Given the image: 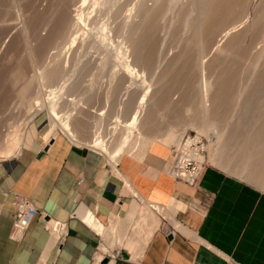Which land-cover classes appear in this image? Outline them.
I'll list each match as a JSON object with an SVG mask.
<instances>
[{
	"label": "bare ground",
	"instance_id": "bare-ground-1",
	"mask_svg": "<svg viewBox=\"0 0 264 264\" xmlns=\"http://www.w3.org/2000/svg\"><path fill=\"white\" fill-rule=\"evenodd\" d=\"M8 1H6L7 5H9L11 2ZM0 2L2 1L0 0ZM26 2H27L26 6L24 5L25 9L22 8L23 10H25L24 21H21L23 23L19 22L23 25H21V27L18 26L20 27V30L13 23V26H15L16 29L20 31V32L16 31L17 33L14 31L16 35L18 33L24 35V36L19 35V38L20 37H22V39L24 38L22 41H24L25 44L22 45L21 43V45L23 46V51L18 47L21 46L19 44L21 41L14 42L15 39L12 40V37L14 38V36L17 37L18 35L17 36L13 35L14 34L13 33L12 34L13 36L11 37L12 41H10V43L14 42L15 44L17 43L19 44V45L17 44L18 45L17 47L19 48L17 50H21L19 51V54H21V52L22 54L19 55L18 52L16 53L17 56L19 55L21 59L24 55L23 59L26 60L25 59L26 55L23 53L24 50L25 53L27 52L26 54L28 56L27 58L28 61L26 60L27 63L24 62L26 65L23 64V62H21L23 61V59L21 60L19 56L17 58L20 59L18 61L22 63V66L28 65L26 69L30 67L31 73L29 72L30 70L29 71L26 70L24 66L18 67L20 64L19 62L16 63L17 65H15V63H13V65H11L10 63L9 65H7L8 57H6V59H2V57H4L5 55L3 53H2L3 56L0 59L2 60L0 62H3V60H5L6 62L5 64L3 62L4 65L3 64L1 65L5 67L6 65L10 67L12 66L13 69L15 65L18 68V70L17 68H15L16 71L13 72L15 77L14 76L13 77L17 80L16 76H18V80H21L20 82H22L21 87L18 86L21 83H18V85L16 84V86L20 87L19 91L18 89L16 90V93L18 91V97L24 105L25 113L23 115L24 116L23 120L22 121L19 120L21 121L20 124L19 123L18 125L16 124L18 119L17 121L14 120L16 121V123L14 124H13L14 121L12 122L11 121L12 119L11 120L9 119V116L13 112H15L13 111L10 113L7 119L5 118V122H7L6 120H8V122L10 120L9 123L4 124L5 126L6 124L8 125L6 127H3L4 125L0 126L1 128L2 127L4 129L6 128L5 130L3 129L4 131L0 129L1 130L0 131V161L13 158L20 154L23 134L25 130V129L23 130L21 129L22 125L23 126L28 125L38 115L39 112H41L42 110H47L52 120V124L50 126L49 132H47L45 139L49 140L50 137L53 138V136L57 135V128H60L62 132L65 133L73 143L75 142L78 145H84L86 147L93 148L98 152H101L103 155L107 157V159L113 166H116L118 160L125 154H129L137 157H143L147 152V150L149 149L150 145L154 142V140L157 139H159L161 142L167 145H176L174 147V151L176 155V148L179 146L182 138L187 134V133L183 134V132H179L178 127L191 126L196 131L197 134L205 137L209 141L208 161L211 160L215 161V163L220 165L222 168L224 167L230 172H232L234 168L235 170L233 172L236 175L239 176L245 175L250 183L256 184V186H260L264 188V72H263L264 70L263 71L259 70V68H261V70L264 69L262 68L263 66L261 64V62H263L264 65V0H38V2H36L35 0L34 1L27 0ZM2 3L0 6H2L3 8L4 6L2 5ZM11 4H12V8L10 7V9H13L14 8L13 3ZM35 4H37L38 6L37 5L35 6ZM2 10L5 9L3 8ZM2 10L0 9V11ZM7 10L9 9L7 8L6 11ZM13 10L15 13L12 15L11 14L12 12L10 11ZM13 10L7 12L5 11V13H7L8 15L9 14L8 12H10L12 18L15 17L14 15H16V17L17 15H19V17L21 16L20 15L21 13L18 14L16 13L18 11H15L20 9L15 8ZM88 10L89 11L91 10L92 12L90 13ZM20 12H22V10ZM87 12L88 14H86ZM175 12H178L179 16L177 15V13L173 15V13ZM0 13L4 14L3 16L0 14L2 17L6 16L5 13L3 12ZM93 13L94 14L96 13L95 14L96 16L98 14L102 18L105 16L106 17L105 19H107L103 25L104 32L101 38L94 33L93 29L95 27L92 26L93 28L92 27L89 28L91 26L90 25L91 22L89 23L90 15ZM94 14L91 16L94 17L95 16ZM171 14L174 17L178 16L177 18L179 17L180 18L177 19L176 21L173 19L174 17H172ZM100 17L94 19L97 20ZM5 19L7 21V17ZM5 19L3 21H5ZM22 19L23 18L19 20ZM169 19L171 22L169 21ZM164 20H166L168 24H166V22L163 23ZM14 21L12 19V22ZM179 21L182 24L179 23ZM169 22L172 24L169 25ZM173 22H175V24L176 22L177 24L178 23L180 24L179 26L180 28L178 29H182L183 34L185 36L181 34L182 33L181 30H178L177 27L174 29V31L173 29H170V28H174V26H172L174 24ZM5 23H9V22H5ZM5 23L2 22L1 24H5ZM164 24L170 27L168 28L170 32L172 30L173 39H174V33L176 34L175 31L181 32V33H177L176 37L178 38L180 36L179 44L182 41V44L180 46L184 45L183 48L182 47L177 48V46H175L177 50L181 48L179 52H177L175 49H171V51L175 50L174 51L175 53L171 52V55L177 53L178 57L177 55L176 57L179 58L180 57L179 53H181V56L183 55L182 53L184 51L183 52L181 51L184 50V47L189 48L191 53L192 50H194L193 52L196 53V54L193 53L194 57H196L195 64L198 63V68H199L198 69L197 66L194 65V67H196V70H198V73L196 72L197 73L196 80H198V84L196 85L195 88H193L194 84L193 85L189 84L190 80L189 82H187L188 78H186L187 80L185 79L184 82L185 87L188 83L189 85H192V88L188 85L190 87L188 89L189 91L188 92L184 91L186 93V94L184 93V96L185 95L186 96L185 97L183 96L184 97L183 109L181 108L182 110L178 111L180 107L178 108L176 107L178 110L173 108V112H174L173 114L175 115L176 113L175 116H177L176 117L177 125H171L170 128H168L167 131L161 137L152 135L151 133H142L140 129V124L144 118L143 116H146L145 114L148 113L146 104L148 102L147 101L149 97L148 94H150L149 91L151 90L152 92V87L148 86L147 89H145L146 91H144V93L141 92V95L139 96L138 100H136L137 101L136 105L134 106L133 111H131L130 116H128L129 118L122 119L118 116L113 117L110 121L111 123L110 124L108 123L109 124L108 130L106 128L107 132L105 129H103V131L105 130L103 132L102 130H100V126L102 124V120L104 121V119L98 117V120L96 119L95 121L96 124L94 123L95 124L94 126L96 128L95 127L93 128L91 134L92 136L90 135V139L78 138V135H76V133L73 131L72 115L77 113V109H79L80 106L83 108H87V106L81 104L80 98H78L79 100H76L75 97L74 98L70 97L73 95H71L72 93L70 94L71 90L69 91L68 90L69 88L67 87L68 83L75 75L74 70L77 68V66H80V64H82L81 66H83V64L84 66H86V64L88 65L90 63H93L95 60H97V59L94 60L93 57L94 54L92 55L91 53H93L94 51L99 52L98 50H100L103 47V40L107 38L108 35H112L113 37H118L119 39H122L121 36L124 37L123 40H125L126 43L129 42L128 44L130 46L132 45V48H134L133 50L136 53L134 54L136 58V62L139 63L143 62L144 64L146 63L150 65V67L152 68L151 64L153 63L155 56L158 53H159L158 56L160 55V52L157 51L158 52L157 53L155 50L158 49L159 46H161L159 39L162 38V36L164 37V30L162 29V27L163 28L165 27L163 26ZM93 25H94V21H93ZM5 28H2L0 31L4 33L2 30ZM8 28H10V26ZM21 28L23 33H21ZM125 28H128V30L125 31ZM9 31L10 30H8V34L11 32ZM124 31L128 34L124 35L125 34L124 33L122 35V32ZM159 31L160 32L162 31L163 33L160 34V36L162 35L161 37L158 35L160 33ZM168 32L169 31L167 30V34H169ZM184 32L187 33V35ZM6 33L5 35H7ZM3 36H0L2 38L1 41L2 40L6 41L5 39H3ZM167 36L170 37V35H166V37ZM158 37L160 38L158 39ZM166 37L165 40L163 38L161 40V41L164 40L165 44L169 40L167 37V41H166ZM177 38H175V44L177 43L176 42ZM173 39L172 41H174ZM17 40L19 39L17 38ZM172 41L168 45H175L173 44L174 42L172 43ZM162 43L163 42H161V44ZM7 44L9 47L15 46V48H17L15 44H13L14 46L9 45V41L7 42ZM168 45L166 44L164 47ZM0 46H2V44ZM5 46L7 48V45ZM24 46H26L25 47L26 49H24ZM162 47L163 46H161V48ZM15 48L14 49L11 48V50L14 51ZM169 48H172V46ZM7 50H9V48H7ZM11 50H9V52H13ZM145 50H147L148 53ZM144 51L147 53V56L145 55L146 53ZM188 51L189 50L187 49L186 53ZM9 52L7 51L5 53L9 55L11 54ZM97 52L95 56H97L98 54ZM99 53L101 54V52ZM14 54L12 53L11 56ZM161 54L164 55L163 50H161ZM168 54L166 55L168 56ZM188 54L190 53L188 52ZM13 57L16 58V55H14ZM161 57L162 56L158 57L157 62L153 64L154 65L158 64V61L161 60L159 58ZM182 57L186 58V55L184 54ZM210 57L211 59H209ZM101 58L100 61L103 60V64H104V59L103 57ZM185 58L182 59L181 61L183 62V60L186 61V59H188ZM174 59L172 60L173 62L177 61L175 57ZM190 59H192V57ZM162 61L167 62V57L166 60L165 57H162ZM96 63L98 62L96 61L94 62V64H90V66L98 65ZM174 63H176L177 65V62ZM183 63H181L180 65H182ZM163 64H161V66ZM185 64H184V68L185 66L187 67L188 65L187 62H185ZM1 65H0V72H2L1 71L2 69L3 70L6 69L5 67L1 69ZM141 65L143 64L141 63ZM158 65H160V62ZM244 66L245 69L247 68V70H248V66L251 67L249 69V72H251L252 71L251 69H253L252 75H250L251 77L250 82L253 78V81L255 80L256 84L254 85V82H251V85H254V87H252V90L254 92L250 91V93L253 92L251 93V95H248L250 94L249 92L247 94L248 88L244 93L243 86L245 85L242 86L243 92L241 93L239 92L237 94L235 93L237 88L235 91L233 90V87L229 88L231 83H233L232 80H235L236 77L239 78L238 72H240L241 69L244 68ZM209 67L210 68L215 67L218 70H220V71L217 70L218 74L213 73L214 71H216V69L214 68L212 72L213 74L211 73L212 75L214 74L215 76L217 75L216 78L211 77L212 76L211 74H210L211 76L208 75L209 72L212 70L211 68V70L208 71L207 68L209 69ZM184 68L182 67L181 69L183 70ZM124 69L130 73V78L132 80L133 78H138V79L143 78L145 75V74L143 75L142 71L141 72L136 71L135 67H133L131 64H128ZM158 69H161V67L160 68L158 67ZM185 69H187V73H189L188 67ZM245 69L242 70L244 72L246 71V75L244 74L246 77L244 75L243 76L247 78L248 77L247 70ZM25 70L28 71L30 75H27L26 74L27 72H25ZM6 71H8V69H6ZM176 71L179 72V74L178 73L177 74L180 76V73H182V71L181 72L179 70ZM185 71L186 70H183L184 74L186 73ZM165 72L167 74L164 73L166 75L163 74L164 76L160 77L159 79L162 78V80L164 81L163 78L165 76L167 77L170 73L169 71H168L169 73L167 71ZM249 72L248 74H251ZM3 73L6 74V72ZM3 73H0L1 78L4 77ZM172 73L174 74V75L172 74L173 77L177 76L176 72L173 71ZM242 73H240L239 75L242 76ZM188 75L189 76L192 75L193 77L195 74L194 75L187 74V76ZM195 77L196 76H194V79ZM229 77L235 79L232 78H231L232 80L228 79ZM5 78L4 81H8L7 79L8 77L6 79ZM14 78L12 79L10 78V80L11 82L16 83L15 82L16 80H14ZM176 78L177 79L175 80V85L177 83H180L183 77L178 78L177 76ZM223 79L232 82H230V84L229 83L227 84L226 82L224 83ZM177 80L179 82L176 83ZM0 82L3 84L2 80ZM146 82L145 84H147ZM194 82L197 83V81L195 80ZM246 82H249V79ZM127 86L128 89L131 87L129 85ZM226 86L227 87L229 86L228 87L229 89ZM250 86L249 85L245 86V88ZM34 87L36 88V92ZM187 88H185L186 91ZM170 89L168 92L171 91ZM83 90L82 92H84ZM163 90L164 88L161 91L163 92ZM157 92L158 94L160 93L159 91ZM245 94L247 96H245ZM80 95L81 94H79V96ZM82 95H84V93H82ZM165 97L166 96L163 95V98ZM60 98H63V100L67 98L68 102H71L74 105V107L70 110H65V108H63V106H61L60 104V102L63 101ZM72 104L71 106H73ZM232 104L234 106V109H231L233 110L231 114L230 113L231 110L229 109V107ZM7 106L8 107L10 106V108H8ZM7 106L5 109H2L3 107L0 108L2 110L0 112V115H2L4 113L3 110H6L7 108L9 110H11V108H15V106L13 105L14 106L13 107L11 106V104ZM168 108H172V107L169 106ZM7 111L5 112L7 113ZM152 111L155 112L154 110ZM105 112H106L105 110L98 111V116H102L103 114H105ZM6 113L0 116L2 117V120L4 118V115L7 116L9 111L7 114ZM227 113L228 115L229 113L231 114L230 115L231 120L236 114L238 116L235 124L234 125L232 124V128L229 125L231 123V122L229 123L228 120L229 118L226 120V118L224 117L227 115ZM152 114L153 113H151V115ZM15 115H12V118H15ZM185 117H187L186 120H184ZM2 120H0V122H2ZM105 124L106 123H104V125ZM80 125L81 124L79 123V126ZM82 125L80 127L78 126L80 130L84 129V128L81 129ZM228 129L230 130L233 129L230 136L226 135ZM228 137L230 140V141L228 140V143L230 142L238 143L237 149L241 153V157L239 158L242 159H239L240 161H238L237 159L238 162L236 161L237 163L236 165H234V163L231 162L232 160L234 161L236 160L237 157L236 155H234L236 156L234 157L235 159L232 158V160L229 161L230 157L226 156V154L225 155L223 154L224 153L223 150L226 147L224 145L225 144L228 145V143H225V139ZM222 148L223 150H221ZM230 148H233V146ZM219 149L221 150V152H223L222 154H220L221 152ZM220 155H222L221 156L222 158L223 155L226 156L227 159L221 160L222 158L220 157ZM130 191L131 189L129 188V186L125 188V193H129ZM154 208L159 212H163L165 215L166 212L168 213L169 211L167 207L154 205ZM135 211L137 214L138 213L141 214V222L136 223V227L134 228V230L136 233L140 234L142 238V243L145 245L148 239L150 238V236L152 235L153 231L160 225L161 221L157 215H155L153 212H151L148 208L144 206H138L136 204ZM91 213L92 212L90 211H86V210L83 211L81 209L79 211V217L90 228L94 229L99 235H101L107 241L108 245L101 246V250L105 253L109 251V247L113 246V244H115L116 241L121 242L125 237H127V234L129 232H133L132 230L135 225L134 224L135 220L133 216L134 213H132L129 216V218L125 221H122L120 219H117L116 221H112L109 226H105L103 223L98 221L95 215L93 216V214ZM174 224L177 227H180L178 223L175 222ZM49 226H51L50 229L53 235L55 237H58L60 231L58 228L54 226V222H51ZM102 258H103L102 255H99L94 264H100V262H102L101 261ZM114 263H115L114 260H112L109 264H114Z\"/></svg>",
	"mask_w": 264,
	"mask_h": 264
},
{
	"label": "crops",
	"instance_id": "crops-1",
	"mask_svg": "<svg viewBox=\"0 0 264 264\" xmlns=\"http://www.w3.org/2000/svg\"><path fill=\"white\" fill-rule=\"evenodd\" d=\"M49 130V117L36 116L20 154L0 161V264H94L110 251L118 252L114 264H264V191L215 166L196 187L178 182L168 173L172 149L158 140L143 157L125 154L113 166L62 131L45 139ZM14 194L43 213L33 215L18 239ZM136 204L161 221L145 245L134 230L141 222ZM81 209L105 226L134 213L133 232L105 253L107 241L83 223ZM48 220L66 224L62 241L46 230Z\"/></svg>",
	"mask_w": 264,
	"mask_h": 264
},
{
	"label": "rangeland",
	"instance_id": "rangeland-1",
	"mask_svg": "<svg viewBox=\"0 0 264 264\" xmlns=\"http://www.w3.org/2000/svg\"><path fill=\"white\" fill-rule=\"evenodd\" d=\"M2 2H0V5H1V3H2V5L4 6L3 8L5 9V10H2L3 8H2V6H0L1 8V10L2 11H0V12H3V13H5V11H6V9L8 8L9 10H7V11H10V10H13V9H20V10H15V11H18V12H16V13H18V14H20L21 16L19 17V15H17V17H18V19H17V17H16V15H14L13 17L14 18H12L11 16L15 13L14 12V10L13 11H10V12H12L11 14H10V12H8L9 14L7 15V13H5L6 14V16L5 17H2L4 14H1L0 15V20H2V21H0L1 23L3 22V23H5V22H9V23H5V24H1L0 23V25H1V28H0V30L2 29V28H5V27H7V24H8V27L10 26V28H5V29H3L2 31L4 32V33H2L1 31H0V36H3V39H5L6 41H1V37H0V45L2 44V46H0V48L1 49H3L4 47V49L3 50H1L0 49V59H1V57L3 56L2 55V53L3 54H5L4 55V57H2V59H6V57H8V64L7 65H9V63L11 64V65H13V63H15V65H17L16 63L17 62H19L18 60H20L21 58H20V56L19 55H21L22 54V52H21V54H19V51H23V44H25L24 43V41H22L23 39H22V37H20L21 38V40H20V38H19V35L20 36H24L23 34L21 35V34H17L16 35V33L17 32H20V31H18V29H16V27H18V26H20L21 27V25H23V24H21V23H23V22H21V21H24V13H25V10H23V9H25V6H26V4H27V0H9V1H11L10 2V4L9 5H7V3H6V1H8V0H1ZM8 1V2H9ZM34 1V0H33ZM36 2H38V0H35ZM36 2H34V3H36ZM11 3H13V9H10V7L12 8V4ZM7 5V7H6V5ZM25 5V6H24ZM37 4H35V6H36ZM24 6V7H23ZM38 6V5H37ZM23 8V9H22ZM37 8V7H36ZM22 10V12H20ZM6 11V12H7ZM24 11V12H23ZM89 11V10H88ZM35 12H36V9H35ZM90 13L92 12L91 10L89 11ZM177 13V15L179 16V14H178V12H175V13H173V15L174 14H176ZM86 14H88V12L86 13ZM94 14V13H93ZM93 14H91V15H93ZM96 14V13H95ZM94 14V15H95ZM10 15V16H9ZM90 15V21H89V23H90V27L89 28H91L92 26L93 27H95L94 29H93V31H94V33L98 36V37H102L103 36V25H104V23L106 22V20L107 19H105L106 17L104 16L103 18L102 17H100L98 14H97V16L95 15L94 17H92ZM172 15V14H171ZM172 15V17H174ZM169 16V15H168ZM178 16H175L176 17V19H175V17L173 18L174 20H176L177 21V19H179V18H177ZM7 17V21H6V18ZM11 19H10V18ZM98 17H100L99 19H97V20H95L96 18H98ZM170 17V16H169ZM21 18H23L22 20H19V19H21ZM95 18V19H94ZM168 18V17H167ZM5 19V21H3ZM12 19H13V21L14 20H19V21H14V22H12ZM94 19V20H93ZM103 19V20H102ZM172 19V18H171ZM11 22H10V21ZM102 20V21H101ZM93 21H94V25H93ZM104 21V22H103ZM167 21H168V19H167ZM169 21H170V19H169ZM173 21V20H172ZM16 22V23H15ZM19 22H21V23H19ZM166 22V20H164L163 21V23H165ZM171 22V21H170ZM169 22V25L170 24H172V23H170ZM12 23V24H11ZM13 23H14V25L16 26H13ZM20 25H19V24ZM103 23V24H102ZM174 24H175V22H173ZM179 23H181L180 21H179ZM178 23V24H179ZM9 24H11V25H9ZM18 24V25H17ZM166 24H168L167 22H166ZM172 25V26H174V28H170L169 26H167V25H163V26H165L164 28L162 27V26H160V27H162V29L164 30V37L162 36V38L165 40V37H166V35H170V37H171V39H170V37L169 36H167L168 37V41H167V37H166V44L168 45V44H170L171 43V41H172V39H173V32H172V30H171V32H170V30L168 29V28H170V29H173V31H174V29L177 27V29L178 28H180L179 26H180V24L178 25L177 24V22H176V26L175 25ZM182 24V23H181ZM3 25V26H2ZM178 25V26H177ZM5 26V27H4ZM171 26V27H172ZM182 26V25H181ZM20 27H18L19 28V30H20ZM92 27V28H93ZM97 27V28H96ZM11 28H12V30H13V32H12V30H11ZM10 30L9 32V34H11V35H9L8 34V30ZM169 31L168 33L169 34H167V30ZM176 29V30H177ZM4 30H7V31H4ZM126 30H128V28H125V31ZM159 30H160V28H159ZM165 30H166V32H165ZM178 30H181V32H179V31H175L176 32V34L174 33V41H172V43L173 44H175V38H177L176 36H177V33H181L182 35H184L183 34V31H182V29H178ZM16 33H15V32ZM122 32V35L124 34V35H126V34H128V33H126V32ZM7 32V33H6ZM160 32V31H159ZM158 32V33H159ZM5 33L7 34V35H5ZM14 33V34H13ZM21 33H23V31H22V28H21ZM166 33V34H165ZM171 33V34H170ZM185 33V32H184ZM3 34V35H2ZM16 35L17 37H15L14 36V38L12 37L13 35ZM160 34H163L162 33V31L158 34L159 36H160ZM186 35H187V33H185ZM8 35H9V37H8ZM157 35V36H158ZM160 36V37H161ZM178 36H179V34H178ZM185 36V35H184ZM6 37V38H5ZM8 37V38H7ZM11 37H12V40H14V42L15 41H21L19 44L21 45V43H22V47L21 46H18L17 44H15L14 42L13 43H10V41H12L11 40ZM160 37H158V39L160 38ZM180 37V36H179ZM179 37L177 38V43H178V45H177V43L175 44V45H168V46H166V47H164L166 44L164 43L165 41L163 40V41H161L162 40V38H160L159 39V42H160V45L161 46H163L162 48H161V46H159L158 47V49H156L155 51L157 52H160V55L158 56V54L155 56V59H154V61H153V63H155V62H157V58L158 57H160V56H162V57H165V60H166V57H167V62H164V61H162V57L161 58H159V59H161V60H159L158 61V64H159V62H160V65H158V64H151V66H152V68L150 67V65H148V64H144L143 62H141L143 65H141V63H139V62H136V58H135V55L134 54H136L135 53V51L133 50L134 48H132V45L130 46L128 43H126V41L125 40H123V38L124 37H122L121 36V38L122 39H119L118 37H113L112 35H108V37L107 38H105L104 40H103V47L100 49V50H98L99 52H101V54L99 53V52H97V51H94L93 53H91L92 55L94 54V60L95 59H97V60H95L94 62H98V63H96V64H98V65H93V66H90V64H94V62L93 63H90V64H86V66H88V67H86V66H84V64H83V66H81L82 64H80V66H77V68L74 70V76H73V80L71 79V81L68 83V90L70 91L71 90V92H70V94L71 95H73V96H70V97H75V99L76 100H79L78 98H80L81 100V104H83V105H85V106H87V108H83V107H79V109H77V113H75V114H73L72 116V127H73V131L76 133V135H78V138H80V139H90V135L92 134V130H93V128L95 127L94 125L96 124V119L98 120V117L100 118L101 117V119L103 118L104 119V121L102 120V124H103V126H102V124H101V126H100V130H102L103 131V129H105L106 130V128H107V130H108V125L111 123L110 121H111V119L113 118V117H116V116H118V117H120V118H122V119H126V118H129L128 116H130V113H131V111H133V108H134V106L136 105V100H138V98H139V96L141 95V92L142 93H144V91H146L145 89H147V87L148 86H151L152 87V92H151V90L149 91V93L150 94H148V102H147V114H145L146 116H143L144 118H143V120L141 121V124H140V129H141V131H142V133H151L152 135H156V136H158V137H161L166 131H167V129L168 128H170V126L171 125H177V120H176V117L177 116H175L176 115V113H175V115L173 114L174 112H173V108H175L176 110H178L177 108L178 107H180V109L178 110V111H180V110H182L183 109V107H184V97L186 96H184V93L185 92H188L189 90V88L191 87L192 88V85L194 84V87L193 88H195L196 87V85L198 84V80H196L197 79V73H198V70H196V67H194V65L195 66H197V68H198V63L197 64H195V60H196V57H194V54H196V53H194L193 51L194 50H192V53H191V51H190V49L189 48H186V47H184V50H182L181 52H183L182 54L184 55H186V58H188V59H190L191 57H192V59H190V60H188V59H186L185 57H182L181 56V53H179L180 55V57L179 58H177L178 57V55H177V53L176 54H173V53H175L174 51L176 50L177 52H179L180 50H181V48L179 49V50H177V48H179V47H182L183 48V46L184 45H182V46H180L181 44H182V41H181V43L179 44V41H180V39H179ZM182 37V36H181ZM17 38L19 39V40H17ZM157 38V37H156ZM7 39H8V41H9V45H13V44H15L16 45V47L18 46L21 50H17V49H19L18 47L17 48H15V46L14 47H9L8 46V44H7ZM3 42V43H2ZM161 42H163L162 44H161ZM6 43V44H5ZM3 44H5V45H7V48H9V50H11V48H15V52L13 51V50H11V51H13V52H9V50H7V48H6V46L5 45H3ZM165 44V45H164ZM129 45V46H128ZM4 46V47H3ZM172 46V48H169V47H171ZM175 46H177V48L175 47ZM3 47V48H2ZM26 46H24V49H26L25 48ZM168 47V48H167ZM132 48V49H131ZM159 48H160V50H159ZM164 48V49H163ZM167 49V50H166ZM168 49H169V51H168ZM171 49H175V50H172L171 51ZM187 49L189 50L188 52L191 54H188V52L186 53V51H187ZM9 52V53H16V52H18V56H19V58L20 59H18L17 57V53L16 54H14V55H16V58H17V60H16V58L15 57H13L14 55H12L11 56V54H9V55H7V53H5V52H7V51ZM161 50H163V54L164 55H162L161 54ZM166 50V51H165ZM2 51V52H1ZM5 51V52H4ZM145 51H147V50H145ZM144 51V52H145ZM96 52L98 53L97 54V56H95V54H96ZM171 52H173L172 54L174 55V57L177 59V61H174V62H177V65H176V63H174L172 60L174 59V57H173V55H171ZM27 53V52H26ZM25 53V50H24V53L23 54H25L26 55V57H25V59L27 60V58H28V56H27V54ZM146 53V52H145ZM147 53H148V51H147ZM147 53L145 54L146 56H147ZM169 53V54H168ZM194 53V54H193ZM100 54V55H99ZM166 54H168V56L166 55ZM187 54H188V57H187ZM193 54V55H192ZM103 55V56H102ZM144 55V56H145ZM176 55H177V57H176ZM10 56V57H9ZM98 56H99V59H98ZM103 57V59H104V64H103V60H101L100 61V58L101 57ZM214 56V55H213ZM97 57V58H96ZM181 57H182V59H186V61H184L183 60V62L181 61L182 59H181ZM190 57V58H189ZM24 58V55H23V57H22V59ZM15 59V60H14ZM21 59V60H22ZM102 59V58H101ZM179 59H180V61H181V63H183L182 65H180L181 63H180V61H179ZM209 59H211V57L209 58ZM26 60H24L23 59V61H21V62H23V64H25L24 62H26L27 63V61ZM99 60V61H98ZM105 60H106V62H105ZM175 60V59H174ZM0 61H2V60H0ZM16 61V62H15ZM179 61V62H178ZM210 61V60H209ZM3 62H4V64L6 63L5 62V60H3ZM3 62H0V65L1 64H3ZM12 62V63H11ZM21 62H19L20 64H19V66L18 67H20V66H22V63ZM100 62V63H99ZM102 62V63H101ZM136 62V63H135ZM162 62V63H161ZM185 62H187V67H188V70H189V73H187V69H185V68H187L186 66H185V68H184V64H185ZM189 62V63H188ZM194 62V63H193ZM164 63V64H163ZM193 65H192V64ZM3 64V65H4ZM101 64V65H100ZM128 64H131L133 67H135V69H136V71H142V73H143V75H144V77L146 78V80H147V82H146V80H145V78L143 77V78H133V80L130 78V73L128 72V71H126L124 68L128 65ZM161 64H163L162 66H161ZM179 64V65H178ZM261 64H262V68H264V65H263V62H261ZM260 64V65H261ZM3 65H1V69L2 68H4L5 66H3ZM6 65V69H8V71H6V69H2L1 71L2 72H0V73H3V72H6V74H7V76H6V74L5 73H3L4 74V77L3 78H1V76H0V81L2 80V82H3V84L0 82V108H2V109H5L6 108V106L7 105H9V104H11V106H15V108H11V110H9L8 108H10V106L6 109V110H3L4 111V113L3 114H5L6 112L5 111H9V113H8V111H7V116L6 115H4V118H3V120H2V117H0V120H2V122H3V124H2V122H0V126H3L5 123H9L10 122V120L13 122L14 120H16L17 121V119H18V121H17V123H16V121H14L13 122V124L14 123H16L17 125H18V123L20 124L21 123V121L23 120V118H24V113H25V108H24V105H23V103L20 101V99H19V97H18V91H19V88L21 87V85H22V82H20L21 80H18V76H16V78H17V80L14 78L15 77V75H14V71H16V69L15 68H17L15 65H14V69L12 68V66L10 67V66H7ZM26 65V64H25ZM145 65H147V66H145ZM157 65V66H156ZM186 65V64H185ZM24 66V65H23ZM22 66V67H23ZM28 66V65H27ZM27 66H24V68L26 69V67ZM149 66V67H148ZM153 66H155V67H153ZM182 66L184 69L183 70H186L185 72L187 73V74H195L194 76H196L195 77V79H194V76L192 77V75H188L189 77H191V78H189L188 76H187V74L185 73L184 74V72H183V70L180 68V67ZM190 66V67H189ZM207 66H208V63H207ZM246 66V65H245ZM245 66H244V68H242V69H245ZM8 67H10V68H8ZM158 67L160 68L161 67V69H158ZM247 67V66H246ZM12 68V69H11ZM211 68H212V70H211ZM209 67V69L207 68V70L208 71H210L209 72V76H211L213 73H217L218 74V71H220V70H218L217 68H215V67ZM214 68L216 69V71H214L213 72V70H214ZM251 67L250 66H248V70H247V68L245 69V70H247V78H245L246 76V71L244 72L241 68V71L240 72H238L239 74L240 73H242V71H243V73H242V76L241 75H239L238 74V76H239V78L238 77H236V79H237V81H236V79L235 78H232V79H235V80H232L230 77L228 78V79H231L232 81H233V83H231V85H230V87L229 88H232L233 87V90L235 91L236 90V88H237V90L235 91V93L237 94V93H241V92H243L242 91V89H243V87H244V93H245V91H246V89H247V94H248V92L250 93V91H253L252 90V87H254V85L256 84V82H255V80L253 81V78H252V80H251V82H254V85H251V82H250V75H252V72H253V69H251L250 71L251 72H249V69H250ZM259 68V67H258ZM10 69V70H9ZM116 71H115V70ZM118 69V70H117ZM199 69V68H198ZM17 70H18V68H17ZM26 70H30L29 72L31 73V69H30V67H28V69H26ZM25 70V72H27L26 74L27 75H30L29 73H28V71H26ZM176 70H179L180 72L182 71V73H180V76L178 75L179 74V72L178 71H176ZM218 70V71H217ZM258 70V69H257ZM259 70L260 71H263L264 69H262L261 70V68H259ZM165 71H169L168 73H169V75L166 77H164L163 79H164V81L162 80V78L161 79H159L160 77H163L164 75H166L167 73L165 72ZM174 71V72H176V74H177V76H178V78L180 77V78H182L181 79V81H180V83H177V82H179L178 80L176 81V85H175V80L177 79L176 77L177 76H175V77H173L172 76V72ZM191 72V73H190ZM197 72V73H196ZM213 72V73H212ZM248 72L249 73H251V74H248ZM264 72V71H263ZM164 73H166V74H164ZM212 73V74H211ZM3 74H1V75H3ZM164 74V75H163ZM171 74V75H170ZM186 75V76H184V75ZM211 74V75H210ZM17 75V74H16ZM174 75V74H173ZM181 75H183V76H181ZM5 76H6V78L8 79V81H4V78H5ZM14 76V77H13ZM241 76V77H240ZM81 77V78H80ZM134 77V76H133ZM211 77H217V75L215 76V74L214 75H212ZM5 78V79H6ZM10 78L12 79V78H14V80H16L15 82L16 83H14V82H11V80H10ZM130 78V79H129ZM186 78H188V80L186 79ZM215 78H214V81H215ZM144 79V80H143ZM174 79V80H173ZM185 79L187 80V82H189V80H190V83L189 84H192V85H189L187 82V85H186V87H185V84H184V82H185ZM195 81H197V83H195L194 82V80ZM225 79H227V78H225ZM225 79H223L224 80V83L226 82L227 84L229 83L230 84V82H232V81H230L229 82V80H225ZM248 79H249V82H246V81H248ZM10 80V81H9ZM129 80V81H128ZM160 80H162V81H160ZM173 80V81H172ZM133 81V82H132ZM183 81V82H182ZM192 81V82H191ZM228 81V82H227ZM5 82V83H4ZM127 82H128V84H127ZM145 82L147 83V84H145ZM237 82V83H236ZM15 84V85H13V84ZM18 83H21V84H19L18 85ZM247 83V84H246ZM250 83V84H249ZM1 84H2V86H1ZM16 84L18 85V86H20V87H18V86H16ZM131 84V85H130ZM179 84V85H178ZM227 84H225V85H227ZM233 84V85H232ZM237 84V85H236ZM253 84V83H252ZM33 85H34V83H33ZM127 85H129V86H131L129 89H128V86ZM190 87H189V86ZM235 85V86H234ZM243 85H245V86H250V87H246L245 88V86H243ZM16 86V87H15ZM36 86V85H35ZM243 86V87H242ZM4 87V88H3ZM146 87V88H145ZM151 87H150V89H151ZM188 87V88H187ZM227 87V86H226ZM227 87V88H228ZM3 88V89H2ZM164 88V90H163V92L161 91L162 89ZM171 88V89H170ZM185 88H187V91H186V89ZM228 88V89H229ZM235 88V89H234ZM251 88V89H250ZM15 89V90H14ZM18 89V91H17V93H16V90ZM34 89H35V92H36V88L34 87ZM84 89V90H83ZM169 89L171 90L170 92H168L169 91ZM185 89V90H184ZM250 89V90H249ZM254 89V88H253ZM82 90L84 91V92H82ZM166 90V91H165ZM239 90V91H238ZM249 90V91H248ZM86 91V92H85ZM157 91H159L160 93L158 94V92ZM185 91V92H184ZM78 92H80V93H78ZM165 92V93H164ZM254 92V91H253ZM253 92H251V93H253ZM82 93H84V95H82ZM157 93V94H156ZM251 93L250 94H248V95H251ZM31 94H34V93H31ZM79 94H81L80 96H79ZM168 94V95H167ZM186 94V93H185ZM156 95H158V96H156ZM162 95V96H161ZM163 95L164 96H166L165 98H163ZM184 96V97H183ZM245 96H247L246 94H245ZM162 97V98H161ZM61 100H63V98H60ZM61 100H59V101H61ZM67 100V98L65 99V100H63V101H61L60 102V104H61V106H63V108H65V110H70V109H72L73 107H74V105L71 103V102H68V100ZM235 101V100H234ZM155 102V103H154ZM157 102V103H156ZM160 102V103H159ZM236 102V101H235ZM22 103V104H21ZM13 104V105H12ZM64 104V105H63ZM71 104L73 105V106H71ZM156 104V105H155ZM158 104V105H157ZM160 104V105H159ZM181 104H182V107H181ZM5 106V107H4ZM13 106V107H14ZM153 106H156V107H153ZM172 107V108H168V107ZM174 106V107H173ZM71 107V108H70ZM154 109H153V108ZM177 107V108H176ZM166 108V109H165ZM182 108V109H181ZM157 109H158V111H157ZM161 109V110H160ZM169 109H170V111H169ZM171 109H172V111H171ZM229 109L231 110V109H234V106H233V104L232 105H230V107H229ZM100 110H105L106 112H105V114H103L102 116H98V111H100ZM152 110H154L155 112H153ZM166 110H168V111H166ZM229 110V111H230ZM2 110L0 109V112H1ZM13 111H15V112H13ZM151 111V112H150ZM157 111V112H156ZM11 112H13L11 115H10V113ZM231 112H233V110H231L230 111V113ZM16 115H15V114ZM18 113H19V115H18ZM151 113H153L152 115H151ZM229 113V115H228V113H227V115L226 116H224L225 118H226V120L228 119L229 120V125L231 126V128H232V124L234 125L235 124V122L237 121V114L233 117V119L231 120L230 118H231V114ZM2 114V113H1ZM2 114V115H3ZM174 115V117H173V115ZM2 115H0V116H2ZM11 116V118H10V116ZM12 115H15V118H12ZM18 115V116H17ZM38 115H45V116H48L49 117V120H50V126H51V124H52V120H51V118H50V115L48 114V112H47V110H42L41 112H39L38 113ZM37 115V116H38ZM6 116V117H5ZM9 116V122H8V120H6L7 122H5V118L7 119V117ZM122 116V117H121ZM229 116V117H228ZM124 117V118H123ZM19 118H21V119H19ZM235 118H236V120H235ZM150 119V120H149ZM187 119V117H185L184 118V120H186ZM19 120H21V121H19ZM106 120V121H105ZM176 120V121H175ZM233 120H234V122H233ZM80 121V122H79ZM186 122V121H185ZM79 123L82 125V127H81V129H83V130H80V126H79ZM95 123V124H94ZM104 123H106L105 125H104ZM109 123V124H108ZM2 124V125H1ZM8 124H6V126H7ZM29 125V124H28ZM28 125H22V127H21V129L23 130V129H26L27 128V126ZM5 125L3 126V127H6ZM26 126V127H25ZM79 126V127H78ZM84 126V127H83ZM1 128L0 127V129L1 130H3L4 128ZM101 127H103V128H101ZM96 128V127H95ZM185 128V129H184ZM6 129V128H5ZM4 129V130H5ZM178 129H179V132H183V134H186V133H190V132H196L191 126H185V127H178ZM0 130V131H1ZM3 130V131H4ZM104 130V131H105ZM107 130H106V132H107ZM233 130V129H232ZM232 130H230V129H228V132L226 133V135H231V133H232ZM59 131H62L60 128H57V133L59 132ZM103 131V132H104ZM238 134V133H237ZM240 135V134H239ZM92 136V135H91ZM211 136V135H210ZM209 136V137H210ZM208 138V137H207ZM158 141H160L159 139H157ZM215 140V139H214ZM228 140H229V137L228 138H226L225 139V143H228ZM213 141V140H212ZM227 141V142H226ZM230 141V140H229ZM224 143V144H225ZM233 143V144H232ZM236 143V144H235ZM74 144H76V145H78L77 143H75L74 142ZM237 142H230V143H228V145L227 144H225L224 146H226L225 148H224V150H223V148L221 149V150H223V152H221V150H220V154H226V156H229L230 157V160H229V158H228V160L229 161H231L232 160V158H234V157H236V160L234 161V160H232L231 162L232 163H234V165H236L237 163H236V161H237V159H238V161H240L239 159H242V158H239V157H241V153L238 151V149H237ZM167 145V144H166ZM233 146V148H230V147H232ZM235 145H236V147H235ZM81 146H83V147H85L84 145H81ZM168 146H170L171 147V149H172V152H173V156H175V151H174V147L176 146V145H168ZM228 147V148H227ZM235 147V148H234ZM86 148H88L89 150H92V151H95V152H97V153H101V152H98L97 150H95V149H93V148H89V147H86ZM233 149V150H232ZM234 149H236V150H234ZM225 150H226V152H225ZM228 150V151H227ZM236 151H238V152H236ZM235 152H236V154H235ZM228 153V154H227ZM102 154V153H101ZM210 154V153H209ZM223 155V158L221 157L222 155H220V157L222 158L221 160H226L227 159V157L226 156H224ZM234 155H236V156H234ZM235 159V158H234ZM237 161V162H238ZM233 165V166H234ZM209 166H215V167H217V168H219V169H221V170H223L224 172H226L227 174H229V175H231V176H234V177H236V178H238V179H240V180H242V181H244V182H246V183H249V184H251V185H253L254 187H257L258 189H260V190H262V191H264V188L263 187H260V186H256V184H253V183H250L249 182V180H248V178L245 176V175H241V176H239V175H236L233 171L235 170L234 168H233V173L232 172H230L229 170H227V169H225L224 167L222 168L220 165H218L217 163H215V161H208V166H207V168L209 167ZM206 168V169H207ZM232 168V167H231ZM237 174H239V173H237ZM247 178H245V177Z\"/></svg>",
	"mask_w": 264,
	"mask_h": 264
},
{
	"label": "built area",
	"instance_id": "built-area-1",
	"mask_svg": "<svg viewBox=\"0 0 264 264\" xmlns=\"http://www.w3.org/2000/svg\"><path fill=\"white\" fill-rule=\"evenodd\" d=\"M208 146L209 141L205 137L196 132L187 133L176 148V155L174 161L170 165L168 173L176 181L185 183L191 187H196L199 179L208 166ZM14 206L12 237L18 239L24 235L30 225L33 215L38 209L27 197L19 194H14ZM38 212L41 215L43 214L41 211ZM51 222L54 221H46V230H51V226H49ZM83 223L86 224L84 221ZM54 226L59 229L60 234L58 239L62 241L66 235V224L54 222ZM117 256L118 252H110L107 253L101 261L107 257L111 262Z\"/></svg>",
	"mask_w": 264,
	"mask_h": 264
},
{
	"label": "water",
	"instance_id": "water-1",
	"mask_svg": "<svg viewBox=\"0 0 264 264\" xmlns=\"http://www.w3.org/2000/svg\"><path fill=\"white\" fill-rule=\"evenodd\" d=\"M110 263V259L109 258H104V260L101 262V264H109Z\"/></svg>",
	"mask_w": 264,
	"mask_h": 264
}]
</instances>
